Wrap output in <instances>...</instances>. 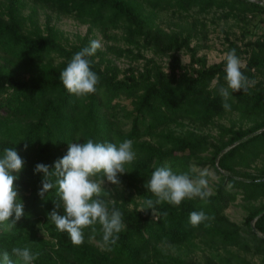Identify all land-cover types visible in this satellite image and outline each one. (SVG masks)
Returning a JSON list of instances; mask_svg holds the SVG:
<instances>
[{
  "label": "trees",
  "instance_id": "trees-1",
  "mask_svg": "<svg viewBox=\"0 0 264 264\" xmlns=\"http://www.w3.org/2000/svg\"><path fill=\"white\" fill-rule=\"evenodd\" d=\"M35 1L90 24L84 35L66 43L49 16L40 24L32 13H23L25 0H0V50L19 66L38 64L37 73L28 77L18 76L14 68L0 64V157L5 148H15L24 161L14 185L25 213L11 231H0V258L8 251L14 264H23L11 249L28 247L31 252L39 253L33 264H221L212 260L190 262L179 251L168 249L193 243L192 238L200 235L216 245H242L259 254L258 264H264V202L250 207L242 222L230 220L224 214L228 202L238 192L246 199L264 195V167L255 171L238 167L239 164L249 167L253 157L264 151V81L257 78L264 75V3L258 0ZM143 2L155 8L227 6L230 12L225 14H240L244 20L249 13L259 15L263 22L261 31L246 40L244 47L226 38L229 51L235 49L237 56L246 54L241 70L251 82L247 92L230 94L227 103L230 108L238 107L243 113L256 116L251 125L224 128L229 135L218 142L192 130L183 134L160 131L156 142L139 140L143 134L153 135L159 126L179 117L207 121L222 114L224 100L219 88L227 87L225 61L206 64L204 58L196 56L197 48L190 44L192 34L182 36L155 25ZM117 25H122L129 37L140 38L153 50L171 53L169 71L153 57L146 58L141 68L129 65L120 70L112 61L101 65L96 58L101 55L99 48L89 58L91 70L99 77L96 92L85 98L70 95L62 85L60 72L75 53L89 46L94 26L104 30ZM182 49L190 51L191 61L197 62V66L181 62L172 53ZM126 51L132 53L131 48ZM122 98H129L130 108L122 104ZM119 108L131 120L128 131L120 132L114 124ZM88 139L117 145L129 139L136 153L134 162L126 165L127 172L118 178L125 186L134 184L140 201L129 206L128 197L101 191L100 198L109 210L115 208L122 213L126 225L118 234L117 243L110 245L111 251L100 246L99 225L95 226L96 233L84 229V243L73 246L67 234L57 231L48 219L54 200L58 202L57 189L54 187L43 198L38 195L42 174L34 173L35 166L44 164L51 168L66 154L69 143ZM192 162L209 163L220 175L207 203L196 198L185 200L178 207L161 203L152 212L139 211L145 199H156L146 187L156 168L167 165L175 173L188 172L194 177L197 173ZM137 182L143 184L138 186ZM105 194H110L112 199L105 198ZM57 211L63 214L62 208ZM193 211H203L212 217L206 222L210 226L191 227L189 214ZM242 261L252 264L244 258Z\"/></svg>",
  "mask_w": 264,
  "mask_h": 264
},
{
  "label": "clouds",
  "instance_id": "clouds-1",
  "mask_svg": "<svg viewBox=\"0 0 264 264\" xmlns=\"http://www.w3.org/2000/svg\"><path fill=\"white\" fill-rule=\"evenodd\" d=\"M100 47L98 40L91 41L89 46L75 53L60 72L62 85L70 95L85 98L96 92L99 77L91 70L89 58ZM224 60L227 87L221 86L219 94L224 100L222 107L227 111L231 107L227 103L230 94L247 92L251 82L241 70L244 65L235 49L225 53ZM132 144L133 141L129 139L118 145L94 142L92 139L83 143L73 142L68 144L66 154L54 162L51 168L44 164L35 166L34 173L42 174L38 195L43 198L54 187L57 189L58 202L54 200L55 206L48 214V219L57 231L67 234L73 246L84 243V229L88 228L96 233L95 226L99 225L100 246L102 250L111 251L110 245H115L119 240L118 234L125 230L122 213L115 208L109 210L100 196L105 180L113 185H120L118 176L126 173V165L132 164L136 159ZM27 147L25 144L24 148ZM23 166L24 161L15 148L3 150V156L0 157V231L3 232L11 231L25 214L24 205L14 185ZM208 175L207 170H202L198 176L193 177L188 172L175 173L167 165L156 168L146 185L156 199H145L139 211L152 212L161 203L178 207L183 201L196 198L207 203L208 197L212 195ZM61 208L62 215L57 211ZM211 219L203 211L189 214V224L193 228L201 224L209 227L210 224L206 222ZM11 253L23 264H33L39 256V253L31 252L28 247H13ZM0 264H14L8 251L3 252Z\"/></svg>",
  "mask_w": 264,
  "mask_h": 264
},
{
  "label": "rangeland",
  "instance_id": "rangeland-1",
  "mask_svg": "<svg viewBox=\"0 0 264 264\" xmlns=\"http://www.w3.org/2000/svg\"><path fill=\"white\" fill-rule=\"evenodd\" d=\"M264 3V0H258ZM26 5L23 7V13L28 15L32 13L33 17L43 24L46 17L49 16L51 23L55 24L62 32L63 41L66 43L74 42L78 35H84L89 26L88 21H83L78 17L64 13L56 8L42 2L35 0H25ZM145 9L151 16V20L155 25L167 32H177L179 34L186 35L192 34L190 44L197 48L196 56L204 58L206 64H210L218 61H225V53L229 52L228 42L226 38L236 42L239 46L244 47V42L248 39L254 38L257 33L261 31L263 22L260 20L259 15L248 14L246 20L241 19L240 14H225L230 12L228 7H199L193 5L187 8L183 6H168V7H152V5L143 2ZM264 17V14L262 15ZM26 23H29L28 19ZM93 40H98L101 44V55H97L96 58L104 65L108 61L115 63L120 70H123L127 66L131 65L135 68H141L146 62V58L153 57L161 67L169 71V62L171 60V53L157 52L143 44L140 38H132L127 35L122 25L109 26L107 29L101 30L94 26L93 32L90 34ZM121 48H125L121 49ZM127 48L132 49V53H128ZM137 52L143 55H135ZM179 56L181 62L191 63L190 51L178 50L173 51ZM245 53L238 56L243 65L245 64ZM57 61V60H56ZM55 61V62H56ZM193 63V62H192ZM0 64H7L15 69L18 76L28 77L37 73L38 64H29L19 66L15 64L14 60L6 56L0 50ZM197 66V62L193 63ZM122 75V72H120ZM264 81V75H259ZM121 102L126 108H130L129 98H122ZM256 116L253 114L243 113L238 107H232L230 110H225L222 114L215 115L207 121L192 119L189 116L179 117L169 124L159 126L155 130L153 135L148 133L139 137V140H150L156 142L158 133L160 131H172L174 133H184L188 130L195 131L197 133L206 135L207 138L213 142H218L220 139H227L229 133H226L223 129L227 127H247L251 125ZM131 120L125 117L123 109L117 110V117L114 119V124L120 132L128 131L130 128ZM193 167L197 173L207 170L209 173L207 179L209 180V189L213 193L217 184L220 181V175L213 167L207 164L193 163ZM240 168H246L248 170L255 171L259 167H264V151H260L259 154L253 157L250 161L249 167L244 165H238ZM196 177V176H194ZM142 182H137L136 185L141 186ZM102 190H108L109 193L116 195L121 194L124 197H128L129 206L140 201L136 187L131 185L130 187L120 183L119 186L113 185L105 180L102 185ZM110 194H105V198L112 199ZM134 198V200H131ZM264 202V195L254 198L246 199L240 192L236 193L234 199L230 200L225 208L224 214L230 219L236 222H242L252 206H260ZM193 243L181 244L176 249V245L169 247L168 249L180 252L181 256L190 262L205 263L206 261L220 262L221 264H243L242 259H246L252 264H258L260 262V255L251 252L244 248L242 245H216L196 235L192 238ZM163 247H166L163 245ZM167 249V248H166Z\"/></svg>",
  "mask_w": 264,
  "mask_h": 264
}]
</instances>
